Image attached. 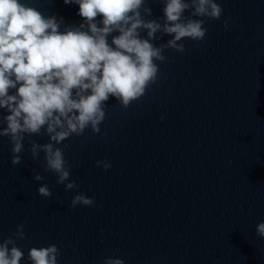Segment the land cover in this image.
I'll use <instances>...</instances> for the list:
<instances>
[{
	"label": "water",
	"instance_id": "obj_1",
	"mask_svg": "<svg viewBox=\"0 0 264 264\" xmlns=\"http://www.w3.org/2000/svg\"><path fill=\"white\" fill-rule=\"evenodd\" d=\"M23 2L63 17L65 25L83 22L76 4ZM217 3L223 14L206 20L204 40L185 39L183 53L166 50L144 97L126 109L110 98L99 134L88 129L58 145H68L65 159L78 191H65L32 160L28 141L43 144L47 136L26 137L15 167L12 145L0 137V241L25 224L26 239L17 240L25 253L20 264H29V248L50 244L60 249L58 264H102L105 257L150 264L264 140V0ZM148 6L152 18L163 16L159 0ZM8 114L0 109V117ZM98 160L111 168L95 166ZM33 169L45 179L35 181ZM41 184L50 198L38 195ZM79 192L101 207L70 210Z\"/></svg>",
	"mask_w": 264,
	"mask_h": 264
},
{
	"label": "clouds",
	"instance_id": "obj_2",
	"mask_svg": "<svg viewBox=\"0 0 264 264\" xmlns=\"http://www.w3.org/2000/svg\"><path fill=\"white\" fill-rule=\"evenodd\" d=\"M159 2L164 5L163 16L152 18L148 0H63L65 5L79 6L77 14L83 21L65 25L63 17L45 15L23 0H0V109L9 113L0 117V137H7L12 145L13 167L22 163L26 137L47 136L43 144L28 141L32 160L54 173L65 191H78L79 185L70 180L72 166L65 159L68 145H58L83 136L88 129L99 134L110 98L125 109L140 100L157 82V62L167 59L164 52L183 53L185 39L203 41L206 20H219L223 14L217 0ZM223 26L228 27L227 19ZM164 35L171 38L157 46L155 42ZM95 166L111 168L103 160ZM33 172L35 181L45 179ZM37 193L52 196L47 184H41ZM78 205L101 207L82 192L73 196L69 209ZM24 229L21 223L0 241V264H20L24 259L17 245V240L26 239ZM255 232L264 238V221ZM59 256L55 244L27 252L29 264H58ZM102 264L125 262L105 257Z\"/></svg>",
	"mask_w": 264,
	"mask_h": 264
}]
</instances>
